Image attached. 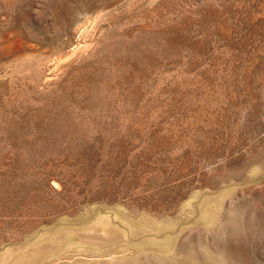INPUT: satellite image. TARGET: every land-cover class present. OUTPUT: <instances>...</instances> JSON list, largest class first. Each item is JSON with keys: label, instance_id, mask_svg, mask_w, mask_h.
I'll list each match as a JSON object with an SVG mask.
<instances>
[{"label": "rangeland", "instance_id": "rangeland-1", "mask_svg": "<svg viewBox=\"0 0 264 264\" xmlns=\"http://www.w3.org/2000/svg\"><path fill=\"white\" fill-rule=\"evenodd\" d=\"M0 264H264V0H0Z\"/></svg>", "mask_w": 264, "mask_h": 264}]
</instances>
